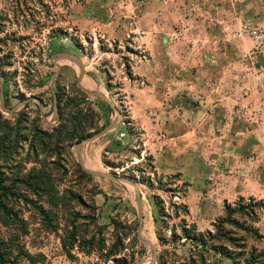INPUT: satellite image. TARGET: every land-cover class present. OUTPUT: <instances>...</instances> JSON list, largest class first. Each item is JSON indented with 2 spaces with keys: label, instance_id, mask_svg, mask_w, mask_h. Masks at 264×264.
<instances>
[{
  "label": "rangeland",
  "instance_id": "374dc122",
  "mask_svg": "<svg viewBox=\"0 0 264 264\" xmlns=\"http://www.w3.org/2000/svg\"><path fill=\"white\" fill-rule=\"evenodd\" d=\"M150 1L53 0L47 3L51 6L50 12H35L33 18L26 19L27 23L9 16L6 30L0 34L3 40L0 43V75L5 78L7 111L14 110L26 99L39 100L31 101L18 114L4 112L0 79V158L25 174L39 168L41 163L46 164L58 180L61 179L57 189L66 197L68 195L70 201L68 209L60 215V231L38 239L43 242L41 250L48 256L44 264H67L68 261L59 257L63 253L62 240L68 236L67 231H72L68 230L69 218L74 214L80 218L77 223L79 241L94 242L89 249L95 248L101 259L97 255L79 258V264H104L102 255L106 256L119 242L123 249L116 259L127 257L130 263L136 260L132 264L150 256L151 264H161L158 253L163 256L162 262L168 264H264V259L260 261L255 258L257 253H253L254 249L264 252V233L261 232L264 205L246 202L244 209L233 208L236 211L231 212L224 223L222 219L210 231L195 232L196 236H207L209 250L203 261L198 256L203 250L201 245L197 249L194 236L185 235L184 186L176 189L169 180L160 178L155 172L153 158H140L141 150L132 147L135 146L130 130L132 104L125 90L135 85L136 70L150 60L149 53L140 48L134 35L139 29L141 8ZM62 55L79 58L86 68L84 80L89 81L93 89H88L84 80L82 86L89 92L103 93L124 116L118 128L84 145L83 164L87 171H103L131 180L142 188L147 212L151 200L155 214L161 213L163 218L159 219L162 222L159 238L149 214L144 223L143 238L155 244L157 259L151 248L138 238L140 217L135 189L125 183L92 176L80 165L77 145L102 132L118 117L109 103L87 95L78 87L82 69L76 62L62 60ZM57 65L62 71L54 79ZM53 90L57 93L59 116H63L60 120L55 114ZM83 135L86 137L80 143L66 141L72 136L80 138ZM54 162L58 163L56 170L52 166ZM89 164L92 167L89 168ZM80 169L90 177L82 175ZM177 194L181 195V203L174 201ZM99 202L114 208L104 220ZM109 220L111 225H105ZM32 239L35 240V234ZM102 240L105 246L100 249ZM225 248L228 253L221 255L220 250ZM32 252L38 254L40 251L32 249ZM110 261V264H117Z\"/></svg>",
  "mask_w": 264,
  "mask_h": 264
},
{
  "label": "crops",
  "instance_id": "0c3cea01",
  "mask_svg": "<svg viewBox=\"0 0 264 264\" xmlns=\"http://www.w3.org/2000/svg\"><path fill=\"white\" fill-rule=\"evenodd\" d=\"M244 25L264 31V0H151L134 31L150 60L125 90L132 147L153 158L160 178L184 186L187 228L199 233L240 202L264 205V51L256 52L250 38H235ZM98 207L103 220L114 210ZM143 207L159 238L161 213L151 200L148 212L144 200ZM261 226L264 233V218ZM96 253L75 248L72 259L64 250L59 258L79 264Z\"/></svg>",
  "mask_w": 264,
  "mask_h": 264
},
{
  "label": "trees",
  "instance_id": "16d2710c",
  "mask_svg": "<svg viewBox=\"0 0 264 264\" xmlns=\"http://www.w3.org/2000/svg\"><path fill=\"white\" fill-rule=\"evenodd\" d=\"M53 0H0V5L4 4V7L0 6V34L6 30L5 22L9 20V16L13 15L18 20L24 19L27 23L28 17H34L35 12L48 13L51 10V6L47 4ZM23 27V26H21ZM25 27V26H24ZM0 43L3 40L0 39ZM63 119V116H61ZM86 135L82 137L67 138L66 141L73 142L77 140L78 143L85 139ZM52 140H50L51 142ZM45 147V143H43ZM7 160L8 158H3ZM8 161L0 158V264H44L47 260L46 255L43 252L34 254L32 249H38L41 251L43 242H38L45 238V235L50 233H58L60 231L61 213L68 209L70 204L66 195L61 194L57 189L58 178L53 171L44 163L40 164V167L31 169L28 173H23L18 168H12ZM54 169L58 166L57 162L52 163ZM61 166V165H60ZM79 167V165H78ZM80 172L81 169H80ZM82 175L90 177L88 174L82 172ZM254 203L253 201H251ZM258 204V203H257ZM263 205L262 203H259ZM245 204L240 202L237 205V209H244ZM184 207V206H183ZM185 213L188 214L187 209L184 207ZM236 209L229 208L227 210V216L223 218V222L229 216L231 212H235ZM71 223L67 231L68 236L65 240H62V247L64 252L73 258L72 251L78 248L81 251L89 249L94 242L82 243L79 241V234L77 231V223L79 222V216L71 215ZM186 221H184L185 235L187 237L194 236V243L198 249L201 245L202 252L198 254L203 261L207 256L205 252H208V246L206 242L205 234H197L195 227L187 228ZM192 228V229H191ZM35 234V240L32 239V235ZM210 235V233H207ZM257 232V237H259ZM80 244L78 245V243ZM101 248L105 246V240L101 241ZM88 247V248H87ZM119 247H121L119 249ZM216 247V246H214ZM123 244L121 242L118 245L109 250L106 256H103L105 261L111 258H115L114 262L117 264H132L136 260L129 262L127 257L123 259H116L121 254ZM91 251V249H89ZM228 249L220 250L221 255H225ZM95 251V248L92 249ZM253 253H257L255 258L264 259V252L254 249ZM230 255V254H229ZM161 264H168L163 261V256H159ZM176 264V263H174ZM178 264V263H177ZM180 264V263H179ZM183 264V263H182Z\"/></svg>",
  "mask_w": 264,
  "mask_h": 264
},
{
  "label": "water",
  "instance_id": "95a60500",
  "mask_svg": "<svg viewBox=\"0 0 264 264\" xmlns=\"http://www.w3.org/2000/svg\"><path fill=\"white\" fill-rule=\"evenodd\" d=\"M60 58L62 60H71V61L76 62V63H78L80 65V67L82 69V73H81V76H80V79H79L78 87L83 92H85L87 95L96 96V97L106 101L107 103H109L110 106L117 113V117H118V120L116 122H114L113 124L108 126L102 132H100L99 134H97V135H95V136H93V137H91V138H89V139L85 140L84 142H82V143L77 145L78 157H79L80 165L82 166V168L85 171H87V169L85 168V166L83 164V158H82V150H83L84 145L87 144V143H91V142H93V141H95L97 139L102 138L103 136L107 135L108 133H110L111 131H113L114 129L118 128L120 125H122L121 112L119 111L117 106L115 104H112L110 99L107 96H105L103 93H101V92H89L86 88H84L82 86V82H83V80L85 78L86 68H85L83 62L79 58H77L75 56H72V55H62V56H60ZM57 68H58V73H56L54 75V79H56L59 76V74L61 73V71H62V67L61 66L57 65ZM0 79H1V82H2V97H1V101L2 102H1V106H2V109H3L4 112H7L8 114H14L20 108H22L26 104L30 103L31 101L38 100L37 98L36 99H26L23 103H21L14 110L7 111L6 104L4 102V98H5V96H4L5 78L2 75H0ZM53 94H54V97H55V104H56V106H55V114H56V116H58V119L60 120L61 117L59 116L58 98H57V93L55 92V90H53ZM87 172L89 174H91L92 176L105 178V179H108V180H111V181H115V182L125 183V184H127V185H129V186H131V187H133L135 189V191H136V200H137L138 208H139V217H140V226H139L138 238L143 244H145L146 246L151 248V253H153L155 255V259H157V249H156L155 245L152 242L144 240V238H143L145 214H144L143 199H142V196H141L140 186L137 183H135V182H133L131 180H128V179H125V178H121L119 176L107 175L103 171H87Z\"/></svg>",
  "mask_w": 264,
  "mask_h": 264
},
{
  "label": "built area",
  "instance_id": "2783aa9c",
  "mask_svg": "<svg viewBox=\"0 0 264 264\" xmlns=\"http://www.w3.org/2000/svg\"><path fill=\"white\" fill-rule=\"evenodd\" d=\"M235 38L237 40L250 38L254 43L256 52L264 51V31L260 28L244 25L241 30L235 34ZM174 201L181 203V195H175Z\"/></svg>",
  "mask_w": 264,
  "mask_h": 264
},
{
  "label": "bare ground",
  "instance_id": "6f19581e",
  "mask_svg": "<svg viewBox=\"0 0 264 264\" xmlns=\"http://www.w3.org/2000/svg\"><path fill=\"white\" fill-rule=\"evenodd\" d=\"M84 84H85V86H86L88 89H91V90L93 89V85H92L89 81L84 80ZM121 118H122V120H124V116H123L122 114H121ZM56 119H57V118H54L53 121L56 122ZM90 167H92V166L89 164V168H90Z\"/></svg>",
  "mask_w": 264,
  "mask_h": 264
},
{
  "label": "flooded vegetation",
  "instance_id": "af4514ba",
  "mask_svg": "<svg viewBox=\"0 0 264 264\" xmlns=\"http://www.w3.org/2000/svg\"><path fill=\"white\" fill-rule=\"evenodd\" d=\"M24 101H25V100H24ZM24 101L20 102V104L23 103ZM20 104H18V106H19ZM28 105H29V103L26 104L25 106H23L22 108H20V109H19L16 113H14V114H18V113L20 112V110H22L23 108L27 107ZM19 117H20V116H19Z\"/></svg>",
  "mask_w": 264,
  "mask_h": 264
}]
</instances>
